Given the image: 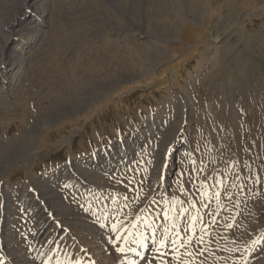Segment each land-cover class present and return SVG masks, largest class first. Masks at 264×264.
I'll return each mask as SVG.
<instances>
[{
    "label": "rangeland",
    "instance_id": "374dc122",
    "mask_svg": "<svg viewBox=\"0 0 264 264\" xmlns=\"http://www.w3.org/2000/svg\"><path fill=\"white\" fill-rule=\"evenodd\" d=\"M0 91V264H264V0H0Z\"/></svg>",
    "mask_w": 264,
    "mask_h": 264
},
{
    "label": "snow or ice",
    "instance_id": "6c2138e0",
    "mask_svg": "<svg viewBox=\"0 0 264 264\" xmlns=\"http://www.w3.org/2000/svg\"><path fill=\"white\" fill-rule=\"evenodd\" d=\"M164 167H167V164L165 163V165H164ZM217 195H219V193H217ZM165 217H167V213L165 212ZM193 220H196L197 218L196 217H193L192 218ZM113 230L115 231L116 230V225L114 224L113 226ZM119 238V237H118ZM201 239V242L203 241V237H201L200 238ZM191 240H192V237H189V242H191ZM154 243H155V241H154ZM172 244L173 245H175L176 244V240H173L172 241ZM159 248L157 249V251L159 252L160 251V249H164V248H166L167 247V243H166V239H161L160 241H159ZM179 247H184V244L183 243H181L180 245H179ZM118 252H121V253H124L125 252V249L124 248H117L116 249ZM132 251H135V249H131ZM173 251H175V249H173ZM138 255H139V253H138ZM188 255H191V253H189ZM92 264H95V262L93 261L92 262ZM132 264H135V262H132ZM162 264H166V262H162Z\"/></svg>",
    "mask_w": 264,
    "mask_h": 264
},
{
    "label": "bare ground",
    "instance_id": "6f19581e",
    "mask_svg": "<svg viewBox=\"0 0 264 264\" xmlns=\"http://www.w3.org/2000/svg\"><path fill=\"white\" fill-rule=\"evenodd\" d=\"M43 5V4H42ZM25 14V13H24ZM20 22V21H19ZM18 24V23H17ZM15 47V46H14ZM11 56V55H10ZM19 56H22L21 54ZM28 60V59H27ZM146 72V71H145ZM1 92V91H0ZM82 111V110H81Z\"/></svg>",
    "mask_w": 264,
    "mask_h": 264
}]
</instances>
